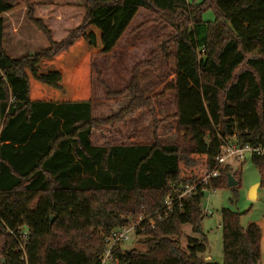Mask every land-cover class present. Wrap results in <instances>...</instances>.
<instances>
[{"label": "trees", "instance_id": "obj_1", "mask_svg": "<svg viewBox=\"0 0 264 264\" xmlns=\"http://www.w3.org/2000/svg\"><path fill=\"white\" fill-rule=\"evenodd\" d=\"M18 9L12 0H0V235L25 234L27 243L19 250L16 238L5 241L3 264H101L107 245L98 231L108 236L139 215L144 218L136 232L145 236L147 251L116 248L118 264H218L202 258L207 251L199 238L202 202L208 191L228 187L231 169L207 186L199 184L215 168L224 141L264 147V0L33 4L22 9L44 38L37 36L44 49L16 58L4 43L6 16ZM141 9L174 31L157 39L162 52L156 55L168 60L163 44L172 39L176 77L167 90L176 95L184 145L156 140L96 146L93 59L115 49ZM208 10L215 14L213 22L203 20ZM139 67L125 90L127 107L103 125L144 109L156 118L152 100L141 90ZM252 162L264 187V157L253 156ZM186 185L196 186L193 196L182 207L174 203L166 215L167 198ZM99 195L109 197L108 205ZM186 225L194 237L184 249L180 238ZM220 227L222 264L260 262L258 224L244 230L239 214L223 209Z\"/></svg>", "mask_w": 264, "mask_h": 264}, {"label": "rangeland", "instance_id": "obj_2", "mask_svg": "<svg viewBox=\"0 0 264 264\" xmlns=\"http://www.w3.org/2000/svg\"><path fill=\"white\" fill-rule=\"evenodd\" d=\"M12 1L21 9L6 16L4 45L7 53L16 58L44 49L39 43H36V47L27 43L24 44L22 41L19 42L18 47L15 45L14 42L19 35L25 39H31L33 32L44 40L42 35L27 21L26 10L22 9L23 7L38 4L37 2H52L57 6H79L71 4V1L86 4V0ZM187 1L190 4H200L204 0ZM202 17L206 22H213L215 20V14L212 10L203 13ZM173 34V29L161 17H158L149 10L141 9L137 13L128 33L123 38L122 45H119L118 51L114 53L113 57H107L106 55L94 57L95 70L93 74L92 106L94 119L100 123L92 132L94 145H148L156 140L165 145H184V134L178 128L176 118V95L174 91L167 90L174 83L176 77L175 47L172 39L165 41L163 44L164 49L170 54L168 60L159 58V55H156L157 52H162L157 46V39L160 36L172 37ZM137 65L140 66L136 73L139 74L141 90L145 97L152 100V108L156 118H150L149 111L144 109L126 120L110 121L108 125H103L104 122L116 116L127 107L126 105L130 99L129 95L125 94V90L131 82L132 74ZM108 91L112 92L111 96ZM116 94L121 96H117ZM108 99H111L112 102L106 105ZM104 100L106 102L103 107L102 103ZM227 167L231 169L230 175L235 178L239 186L236 192L229 187H225L206 193L202 202V210L205 215V218L201 222L203 236L199 238L205 242L207 251L202 258L206 260L209 258L207 261L210 263H223V234L220 224L222 210L228 209L239 214L240 224L244 230L252 223L260 226L262 232V251L261 260L258 264H264V187L257 189L255 200L250 199L252 188L261 183L260 173L253 165L252 156L250 155H247L245 160L240 161L236 165L221 167L220 175L221 171ZM191 186L193 185L182 186L177 192L181 193L184 187L191 188ZM226 186H228V182ZM98 197L102 204L108 205V196L99 195ZM143 218V215H139L137 218H133L132 222H129V226H126L134 230L131 232L130 240L127 243L116 247L121 252L137 251L145 253L147 251L145 236L139 235L136 232ZM54 222L55 218L53 216L52 223ZM182 233L180 241L182 247L186 249L188 238L194 237L192 227L190 225L182 226ZM5 234L7 235L8 233ZM26 236L23 234L20 237H13L18 240L17 245L19 243V250L23 249L27 243ZM97 237L102 239L103 244H106L107 235H104L102 230L98 231ZM12 239L11 237L0 235L1 248L4 246L5 241H11ZM22 252L24 254L22 260H26L25 251L23 250ZM3 262L5 263V258L0 256V264H3ZM107 264L118 263L117 261L110 260Z\"/></svg>", "mask_w": 264, "mask_h": 264}, {"label": "built area", "instance_id": "obj_3", "mask_svg": "<svg viewBox=\"0 0 264 264\" xmlns=\"http://www.w3.org/2000/svg\"><path fill=\"white\" fill-rule=\"evenodd\" d=\"M234 139V140H233ZM229 141H224L223 146L221 148L219 156L215 159L216 166L215 168L209 172L203 180L200 182V185L207 186L210 184L212 179H216L220 176V168L224 166H232L236 165L240 161L246 159L247 155L250 156H260L264 157V147L261 146H252L250 144H243L237 140V138H233ZM196 191V186H191V188H183L181 193H178L176 196L167 198L164 206L165 214L167 215L172 211L174 203L178 202L179 206L182 207L184 201L189 200L193 193ZM159 215V220H162V216ZM151 223L154 225V221L151 219ZM133 228H118L111 232L110 235L106 237V245L107 251L102 258L101 264H107L110 260H114L113 251L120 244H125L130 240L131 232Z\"/></svg>", "mask_w": 264, "mask_h": 264}, {"label": "crops", "instance_id": "obj_4", "mask_svg": "<svg viewBox=\"0 0 264 264\" xmlns=\"http://www.w3.org/2000/svg\"><path fill=\"white\" fill-rule=\"evenodd\" d=\"M87 1V0H86ZM38 4H53L52 2H37ZM71 4H75V5H79V6H84V4L85 3H75V2H73V1H71ZM132 25V24H131ZM131 27V26H130ZM130 27H129V29H130ZM128 29V30H129ZM128 30L126 31V33L123 35V37L121 38V40L118 42V44H117V46H116V48L114 49V52H111L109 55L107 54L106 56L107 57H113V55H114V53H116L117 51H118V48H119V45H122V40H123V38L126 36V34L128 33ZM5 37H6V34H5ZM33 37V38H32ZM32 37H31V39H25L23 36H21V35H19V37L17 38V40H15V45L17 46L18 44H19V42L20 41H22V43H24V44H28V45H32V46H34V47H36V43H37V36L34 34V32H33V34H32ZM123 46H125V44H123ZM122 46V47H123ZM18 47V46H17ZM130 99V98H129ZM105 100L103 101V103H102V106L104 107V105H105ZM112 102V100L111 99H108L107 100V104L106 105H108L109 103H111ZM127 105H128V103H127ZM126 105V106H127ZM234 140V139H233ZM260 227V226H259ZM261 246H262V243H261ZM209 258H207V260H208Z\"/></svg>", "mask_w": 264, "mask_h": 264}, {"label": "water", "instance_id": "obj_5", "mask_svg": "<svg viewBox=\"0 0 264 264\" xmlns=\"http://www.w3.org/2000/svg\"><path fill=\"white\" fill-rule=\"evenodd\" d=\"M238 186V182L231 175L228 177V187L235 188ZM261 187V183L255 185L250 192V199L255 200L257 196V189Z\"/></svg>", "mask_w": 264, "mask_h": 264}]
</instances>
